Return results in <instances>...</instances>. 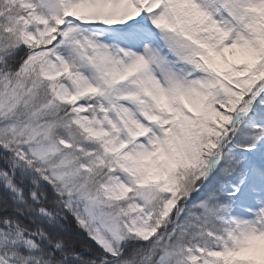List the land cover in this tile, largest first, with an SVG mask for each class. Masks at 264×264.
I'll return each instance as SVG.
<instances>
[{"label":"snow or ice","instance_id":"6c2138e0","mask_svg":"<svg viewBox=\"0 0 264 264\" xmlns=\"http://www.w3.org/2000/svg\"><path fill=\"white\" fill-rule=\"evenodd\" d=\"M0 264H264V0H0Z\"/></svg>","mask_w":264,"mask_h":264}]
</instances>
